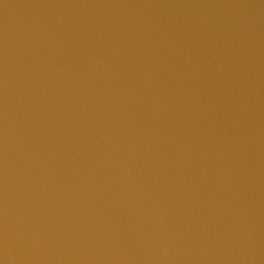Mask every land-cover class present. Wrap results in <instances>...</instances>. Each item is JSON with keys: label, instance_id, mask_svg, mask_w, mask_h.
<instances>
[{"label": "water", "instance_id": "water-1", "mask_svg": "<svg viewBox=\"0 0 264 264\" xmlns=\"http://www.w3.org/2000/svg\"><path fill=\"white\" fill-rule=\"evenodd\" d=\"M0 264H264V0H0Z\"/></svg>", "mask_w": 264, "mask_h": 264}]
</instances>
